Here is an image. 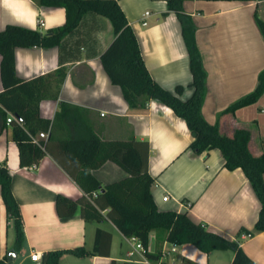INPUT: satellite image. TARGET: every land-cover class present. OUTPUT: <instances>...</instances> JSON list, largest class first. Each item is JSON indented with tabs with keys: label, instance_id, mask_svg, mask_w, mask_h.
<instances>
[{
	"label": "crops",
	"instance_id": "crops-1",
	"mask_svg": "<svg viewBox=\"0 0 264 264\" xmlns=\"http://www.w3.org/2000/svg\"><path fill=\"white\" fill-rule=\"evenodd\" d=\"M118 2L138 38L152 77L171 91L182 85L180 97L189 98L194 91L189 86L193 80L190 56L181 21L168 8V0ZM182 11L194 24L205 72L202 116L210 124L218 122L220 131L229 135L237 128H250V149L255 155L262 154L264 92L257 101L237 108L234 113L219 114L252 92L264 69V35L255 18L257 14L264 21L263 1L182 0ZM65 21L64 7L42 6L35 0H0V30L7 24H18L46 31ZM113 37L110 20L88 12L58 46L16 47V71L21 78L29 79L61 66L66 68L59 98L44 100L40 106L41 114L52 121L51 132L56 139L71 137L73 126L65 113H60V101H64L79 107L81 118L104 140H147L148 168L155 178L151 191L158 208L188 211L194 220L238 242L252 260L264 264V231L255 229L261 203L243 170L225 167L218 148L202 153L192 150L194 136L186 121L171 107L155 99L145 108L128 104L121 87L111 82L101 61V54ZM4 122L0 110V128ZM12 134V124L6 123L0 132V163L6 162L11 173L25 241L15 249V228L0 188V259L7 258L8 251L15 249L17 256L11 264H42L46 251L64 250L58 264H152L136 248L137 241L124 235L109 218L85 219L80 207L72 216L58 214V195L77 199L86 191L57 159H76L81 151H71L67 148L71 143L55 140L50 143L52 152L32 165L21 166ZM69 165L74 166L73 162ZM93 174L103 186L128 175L111 160L94 169ZM166 195L168 199H164ZM98 228L111 234L110 242L107 235L101 237L102 249L108 248L109 254L91 253ZM80 246L90 254L65 251ZM148 250L159 252L160 261L171 264H181L184 257L200 264H230L234 256L232 250L205 252L191 243L159 241L155 231L149 234ZM35 251L40 253L39 260L31 258Z\"/></svg>",
	"mask_w": 264,
	"mask_h": 264
},
{
	"label": "trees",
	"instance_id": "trees-1",
	"mask_svg": "<svg viewBox=\"0 0 264 264\" xmlns=\"http://www.w3.org/2000/svg\"><path fill=\"white\" fill-rule=\"evenodd\" d=\"M39 5L64 7V24L46 31L18 24H7L0 30V90L1 114L4 124L11 123L12 137L19 149L20 165L28 166L38 162L44 155L52 152L51 141L71 143L67 148L81 151L76 159H57L73 176L86 194L77 199L58 195L56 209L60 216H72L80 207L85 219L101 221L109 218L120 231L128 237H136L141 242L142 252L152 264H171L160 261L159 252L148 250L149 234L155 231L159 241L167 240L174 244L191 243L199 249L210 252L216 249L232 250L230 264H259L252 260L238 242L228 239L194 220L188 211L160 210L153 198L151 187L155 178L150 174V146L147 140L114 139L104 140L93 127L81 118L80 108L60 101V113H65L73 128L69 139H56L51 132L52 121L40 112L41 102L59 98L66 77V68L61 66L52 72L24 79L16 71V47L58 46L62 40L75 30L84 15L94 12L108 18L112 24L113 39L101 54L102 65L111 82L121 87L124 98L131 107L145 108L151 99L171 107L174 113L183 118L194 139L190 148L198 153L218 148L224 158V166L229 169L241 168L248 178L261 203L257 231H264V152L255 155L249 146L251 129L240 127L229 135L220 131L219 123L210 124L202 116L201 107L205 92V72L201 55L196 44L195 27L192 20L182 11V0H168V8L177 13L182 24V35L186 43L193 80L189 86L194 91L189 98L182 99L184 87L176 86L175 91L164 88L150 74L138 38L118 0H35ZM246 1V0H243ZM256 23L264 35V21L256 14ZM264 92V69L258 76L255 89L236 100L219 115L234 113L237 108L258 100ZM7 112L16 119L7 122ZM0 128V132L2 131ZM46 138L33 140L40 131H48ZM111 160L122 167L128 175L105 184L94 176L93 170ZM69 162V163H68ZM73 162L74 166L69 164ZM0 188L8 217L15 228V249L21 248L25 232L20 205L12 188V177L6 162L0 163ZM111 234L97 229L94 250L91 253L105 252L101 237ZM80 255L90 254L83 246L67 249ZM64 250L46 251L42 264H58ZM0 264H8L7 258ZM123 264H130L124 262ZM181 264H200L184 257Z\"/></svg>",
	"mask_w": 264,
	"mask_h": 264
},
{
	"label": "built area",
	"instance_id": "built-area-1",
	"mask_svg": "<svg viewBox=\"0 0 264 264\" xmlns=\"http://www.w3.org/2000/svg\"><path fill=\"white\" fill-rule=\"evenodd\" d=\"M148 14H149V11H146L145 15H148ZM143 24L146 25L147 22L143 21ZM40 25H44V22L40 21ZM15 119H16V117L11 112H8L7 122H11L12 120H15ZM48 135H49V130L48 131H40L35 136H33V140L38 142L39 139L46 138ZM164 199H168V195L164 196ZM133 239H135L137 241L136 248L142 251L143 246H142L141 242L139 241V239L136 237H133ZM31 258L33 260H39L41 258L40 253L35 251L34 253H32Z\"/></svg>",
	"mask_w": 264,
	"mask_h": 264
},
{
	"label": "water",
	"instance_id": "water-1",
	"mask_svg": "<svg viewBox=\"0 0 264 264\" xmlns=\"http://www.w3.org/2000/svg\"><path fill=\"white\" fill-rule=\"evenodd\" d=\"M17 256V251L15 249H10L7 253V261L9 264H11Z\"/></svg>",
	"mask_w": 264,
	"mask_h": 264
},
{
	"label": "rangeland",
	"instance_id": "rangeland-1",
	"mask_svg": "<svg viewBox=\"0 0 264 264\" xmlns=\"http://www.w3.org/2000/svg\"><path fill=\"white\" fill-rule=\"evenodd\" d=\"M263 1V3H264V0H262ZM261 17H263V19H264V13H261ZM107 19V18H106Z\"/></svg>",
	"mask_w": 264,
	"mask_h": 264
}]
</instances>
